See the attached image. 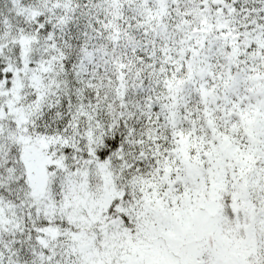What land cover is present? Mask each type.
<instances>
[{"label": "snow or ice", "instance_id": "obj_1", "mask_svg": "<svg viewBox=\"0 0 264 264\" xmlns=\"http://www.w3.org/2000/svg\"><path fill=\"white\" fill-rule=\"evenodd\" d=\"M0 264H264V0H0Z\"/></svg>", "mask_w": 264, "mask_h": 264}]
</instances>
